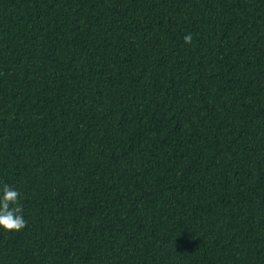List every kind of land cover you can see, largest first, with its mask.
Returning <instances> with one entry per match:
<instances>
[{
	"label": "trees",
	"instance_id": "obj_1",
	"mask_svg": "<svg viewBox=\"0 0 264 264\" xmlns=\"http://www.w3.org/2000/svg\"><path fill=\"white\" fill-rule=\"evenodd\" d=\"M3 184L0 264H264V0H0Z\"/></svg>",
	"mask_w": 264,
	"mask_h": 264
},
{
	"label": "clouds",
	"instance_id": "obj_2",
	"mask_svg": "<svg viewBox=\"0 0 264 264\" xmlns=\"http://www.w3.org/2000/svg\"><path fill=\"white\" fill-rule=\"evenodd\" d=\"M185 42L191 43V36H185ZM20 193L8 184L0 186V229L5 232H19L26 226L22 215Z\"/></svg>",
	"mask_w": 264,
	"mask_h": 264
}]
</instances>
